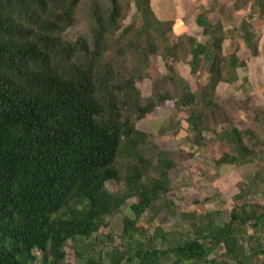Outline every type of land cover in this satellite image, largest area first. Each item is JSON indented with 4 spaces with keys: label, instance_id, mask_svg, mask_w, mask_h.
<instances>
[{
    "label": "trees",
    "instance_id": "trees-1",
    "mask_svg": "<svg viewBox=\"0 0 264 264\" xmlns=\"http://www.w3.org/2000/svg\"><path fill=\"white\" fill-rule=\"evenodd\" d=\"M83 1L0 0V264H62L66 247L78 264H253V256L264 257V243L247 230L264 227L262 201L234 204L223 222L185 211L193 220L180 232L140 224L144 212L172 206L163 195L176 163L134 124L165 101L185 113L192 143L205 144L209 131L223 145L216 164L264 162V140L234 125L216 93L246 66L237 49L223 53L222 22L199 12L195 23L206 39L183 33L169 44L172 22L158 19L150 0H90L89 29L68 38ZM131 3L138 25L123 24ZM251 20L264 23V0H251L239 24L257 56ZM181 52L191 73L206 65L197 90L172 65ZM153 54L168 73L143 97L137 82L149 76ZM254 117L264 121V108ZM219 118L227 126L217 131ZM109 181L123 187L111 192ZM129 198L136 199L133 218L123 216L125 242L113 246L110 234L97 233ZM100 244L110 249L103 254ZM219 248L221 257L209 258Z\"/></svg>",
    "mask_w": 264,
    "mask_h": 264
},
{
    "label": "rangeland",
    "instance_id": "rangeland-1",
    "mask_svg": "<svg viewBox=\"0 0 264 264\" xmlns=\"http://www.w3.org/2000/svg\"><path fill=\"white\" fill-rule=\"evenodd\" d=\"M150 0L155 16L164 21H171V31L167 37L169 44L180 34H189L199 41H204L202 29L195 23V16L199 12H209L211 21L220 20L225 29V40L223 42V53L229 54L237 49L240 59L246 62V66L236 69L238 79L233 83L221 82L216 88L217 96L225 105V109L231 117L232 123L238 128H252L264 140V121L255 119L257 108H264V23L257 25V19L251 20L257 28L258 49L257 56L251 55L244 45L242 32L239 29L240 21L246 18L249 12L251 0ZM89 2L84 0L78 11V18L75 25L66 31L68 38L76 36L89 29ZM124 25L141 23L139 15L131 3L125 13ZM121 57H119L120 59ZM187 60V52L180 53L177 62L172 65L174 69L185 78L193 90H197L207 79L206 65L200 64L196 73H191ZM131 55H128L126 63H130ZM172 63L171 58L169 63ZM149 76L137 82L143 97L151 93V81L168 73V69L161 55L150 56ZM179 120V125L177 121ZM136 128L151 134L156 145L171 153L176 163L169 172L170 189L163 195V204L171 202L170 207L164 208L157 215L154 212H144L140 224L150 229L160 225L165 232H180L192 222L191 217H185L183 212L189 211L197 217L205 216L213 218L216 222H223L227 219L228 212L234 204L249 203L258 201L264 202V162L256 159L241 165L215 163L224 151L223 145L214 135L204 132L205 144L196 145L191 142L188 124L185 121V113L175 114V107L172 101L167 100L153 112L145 115L142 119L134 120ZM227 126L224 119L219 118L215 124L217 131ZM229 151H231L228 148ZM111 192H116L123 187L122 183L109 181L106 183ZM244 194L242 198L235 200L236 194ZM136 199L129 198L119 210L111 216H107V225L98 231V236L110 234L113 246H120L124 243L123 216L133 218L130 204ZM152 221L148 223L149 217ZM249 234H254L264 243V227L256 230L253 227L247 228ZM95 235L92 236L94 238ZM247 246V244H246ZM97 249L105 254L109 245H97ZM222 249L211 257L221 256ZM253 264H264V257L257 255L252 257ZM73 249L66 247V257L62 264H78ZM36 264H39L37 262Z\"/></svg>",
    "mask_w": 264,
    "mask_h": 264
}]
</instances>
